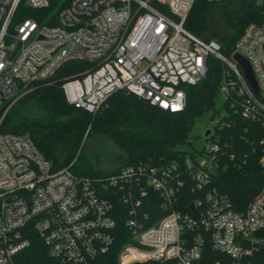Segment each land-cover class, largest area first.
I'll return each mask as SVG.
<instances>
[{
  "label": "built area",
  "instance_id": "2783aa9c",
  "mask_svg": "<svg viewBox=\"0 0 264 264\" xmlns=\"http://www.w3.org/2000/svg\"><path fill=\"white\" fill-rule=\"evenodd\" d=\"M194 1L0 0V264H95L114 252L118 264H200L206 249L222 256L212 264H264V132L262 182L242 211L212 180L246 161L251 145L239 143L253 131L240 120L264 131V0H256L262 20L246 25L231 53L184 28ZM209 57L222 68L225 112L183 166L53 170L28 134L4 129L11 104L70 60L92 65L62 80L75 107L95 113L122 89L172 113L184 110V87L204 79ZM184 189L195 194L189 212L175 207Z\"/></svg>",
  "mask_w": 264,
  "mask_h": 264
},
{
  "label": "trees",
  "instance_id": "16d2710c",
  "mask_svg": "<svg viewBox=\"0 0 264 264\" xmlns=\"http://www.w3.org/2000/svg\"><path fill=\"white\" fill-rule=\"evenodd\" d=\"M260 10L256 0H195L184 28L202 39L211 34L223 45L225 52L231 53L246 25L262 20ZM207 65V73L199 84L184 87L186 105L181 112L169 113L150 106L142 98L120 89L111 94L100 109L90 113L64 99L62 80L92 66L86 60H70L51 80L36 82L30 92L18 99L6 116L4 129L14 134H28L53 170L69 167L80 175L95 176L146 160L155 165L176 162L183 166L184 159L191 155L190 150L196 149L189 142L195 120L216 112L214 100L222 68L211 57L207 59ZM240 123L253 131L247 134L249 141L241 139L239 143L251 145L246 161L229 162L225 170L218 169L212 180L221 191L227 192L237 210L242 211L255 197L262 182L258 162L261 151L257 142L264 131L260 125L249 121L240 120ZM91 134L105 136L123 151L122 162L101 168L98 156L94 163L93 157L83 150L84 140ZM181 145L188 149L178 147ZM193 197V192L184 189L179 196L180 203L175 207L189 212ZM146 208L152 216L154 207L147 204ZM221 258V254L206 249L200 264H212ZM95 264H118L115 252L98 258Z\"/></svg>",
  "mask_w": 264,
  "mask_h": 264
},
{
  "label": "rangeland",
  "instance_id": "374dc122",
  "mask_svg": "<svg viewBox=\"0 0 264 264\" xmlns=\"http://www.w3.org/2000/svg\"><path fill=\"white\" fill-rule=\"evenodd\" d=\"M221 84L222 81H220L219 86ZM219 86L216 91V97L214 100V109L217 112L216 119H214L213 121L209 120L213 114L203 115L195 120L191 128L189 142H191L194 147H198L204 144L206 131L208 129H212L216 120L220 116H223L225 112V95L221 93V91L219 90ZM18 99L11 104L10 109L17 103ZM178 147H181L185 150L188 149L186 145H181ZM83 150L87 156L93 157L94 163L96 161L94 158L99 156V159L101 161V168L112 167V165L122 162V159L124 157L123 151L117 149L108 138H106L105 136L103 137L100 134L88 135L84 140Z\"/></svg>",
  "mask_w": 264,
  "mask_h": 264
},
{
  "label": "water",
  "instance_id": "95a60500",
  "mask_svg": "<svg viewBox=\"0 0 264 264\" xmlns=\"http://www.w3.org/2000/svg\"><path fill=\"white\" fill-rule=\"evenodd\" d=\"M212 38V35L209 34L207 35L206 37H204V39H210ZM234 59L241 65L242 69H243V72H244V76L247 78V80L249 81V83L251 84V87L253 89V92L256 94V95H259V92H258V85H257V82H256V79L253 75V72H252V69H251V66L249 64V62L240 54H234ZM213 116L214 114L210 117V121L213 120ZM210 132V129H208L206 131V135Z\"/></svg>",
  "mask_w": 264,
  "mask_h": 264
}]
</instances>
